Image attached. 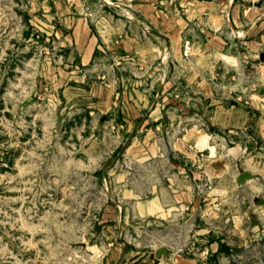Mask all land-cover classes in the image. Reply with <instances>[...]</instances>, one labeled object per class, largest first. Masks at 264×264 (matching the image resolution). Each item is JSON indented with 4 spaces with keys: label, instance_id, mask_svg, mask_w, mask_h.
<instances>
[{
    "label": "rangeland",
    "instance_id": "rangeland-1",
    "mask_svg": "<svg viewBox=\"0 0 264 264\" xmlns=\"http://www.w3.org/2000/svg\"><path fill=\"white\" fill-rule=\"evenodd\" d=\"M236 1L264 19V0ZM130 5L126 0H0V264H158L154 250L167 237L191 253L198 220L206 228H221L208 215L228 206L205 204L207 198L218 202L258 194L263 202L257 209L264 213V137L252 122L240 128L254 170L248 188L226 191L224 183L199 175L194 193L200 206L193 214L180 208L163 220L157 213L144 215L148 185L158 179L155 169L165 167L157 160L162 128L141 124L150 120L148 107L142 120L127 114L131 101L125 96L135 75L140 80L154 72L150 84L161 71L139 67L126 51L101 49L90 63L83 51L87 20L104 30L110 16L128 15ZM204 22L211 26L207 18ZM244 25L221 23L217 33L226 43L201 51L222 54L215 67L207 62L208 81L216 90L212 97L249 104L264 120L257 103H264V62L244 43ZM195 125L165 122L167 150L176 158L181 151L174 143L180 138H192L201 128L213 136L220 127ZM262 238L235 251L234 261L264 264Z\"/></svg>",
    "mask_w": 264,
    "mask_h": 264
},
{
    "label": "crops",
    "instance_id": "crops-1",
    "mask_svg": "<svg viewBox=\"0 0 264 264\" xmlns=\"http://www.w3.org/2000/svg\"><path fill=\"white\" fill-rule=\"evenodd\" d=\"M126 1L131 4L128 15L115 12L116 19L112 20L110 16L111 23L108 22L104 30L98 25L94 27L87 20V30H84L86 48L83 51L88 54L89 63L94 60L97 51L107 48L136 56L135 63L139 67L158 66L161 72L150 84L147 80L152 78L154 72L145 78L141 76L140 80L135 75L136 84L125 96L131 101L127 114L136 115L139 121L148 107L146 111H149L150 120L143 119L141 124L155 123L162 128L160 132L164 143L158 155L160 159L157 160L159 165L161 163L165 167L155 169L158 179L148 185L147 191L151 195L145 202L144 215L157 213L158 218L163 220L172 210L180 208L188 209L191 215L200 206V198L194 193L195 180L199 175L210 177L212 182L224 183L221 188L226 191L234 188L243 190L250 186L254 170L249 166L252 158L247 155L251 148L247 150L240 128L257 123L264 137V120L257 119L250 109L251 105L212 97L216 90L208 81L211 74L207 71V62L213 61L215 67L216 62L222 60V54L209 55L202 51L205 48L220 49L222 43H226L217 33L221 23L234 26L245 23L244 43L248 41L264 62V57H261L264 53V19L252 16L250 7L244 8L236 0ZM205 18L211 25L208 28L204 26ZM257 103L258 107L264 108L263 102ZM208 109L212 111L210 115L204 113ZM192 115L196 117H189ZM181 121L194 126L198 122L203 127L217 124L220 127L214 128V132L216 129L223 131L228 140L217 132L212 136L203 128L198 129L192 138H178L179 141L174 143L180 146L178 159L174 152L167 150L166 142L170 144V141L166 138L169 135L163 128L166 127L165 122L174 124ZM243 170L251 172L253 177L239 184L236 176ZM261 202L263 199L258 194L233 199L225 196L218 202L216 197L207 198L205 204L228 206L222 213L214 211L208 215L221 222V228H206L198 220L192 234L198 237L194 238L195 242L191 241L194 244L191 253L180 252L179 246L184 243L172 245L171 237H167L166 242L158 247L166 248V255L157 258L158 264H195V256L202 254L204 249L208 250V254L201 264H237L233 258L234 252L249 248L253 242L259 244L264 237V213L257 209Z\"/></svg>",
    "mask_w": 264,
    "mask_h": 264
},
{
    "label": "water",
    "instance_id": "water-1",
    "mask_svg": "<svg viewBox=\"0 0 264 264\" xmlns=\"http://www.w3.org/2000/svg\"><path fill=\"white\" fill-rule=\"evenodd\" d=\"M261 57H264V53L261 55ZM215 132H217L219 135H221L223 138L227 139L226 134L221 131V130H215ZM228 140V139H227ZM238 175L236 176V182L239 184L245 183L246 181L250 180V178L253 177V174L251 172L248 171H240L237 173ZM156 256L161 257L166 255V248L164 247H160L155 251Z\"/></svg>",
    "mask_w": 264,
    "mask_h": 264
},
{
    "label": "built area",
    "instance_id": "built-area-1",
    "mask_svg": "<svg viewBox=\"0 0 264 264\" xmlns=\"http://www.w3.org/2000/svg\"><path fill=\"white\" fill-rule=\"evenodd\" d=\"M179 251H183V248H180ZM187 252V251H184ZM202 254H199V256H195L196 257V263L195 264H201V262L205 261L207 258V254H208V250L204 249L201 251ZM173 264V263H171Z\"/></svg>",
    "mask_w": 264,
    "mask_h": 264
},
{
    "label": "trees",
    "instance_id": "trees-1",
    "mask_svg": "<svg viewBox=\"0 0 264 264\" xmlns=\"http://www.w3.org/2000/svg\"><path fill=\"white\" fill-rule=\"evenodd\" d=\"M129 264H137V262H132V263H129Z\"/></svg>",
    "mask_w": 264,
    "mask_h": 264
}]
</instances>
